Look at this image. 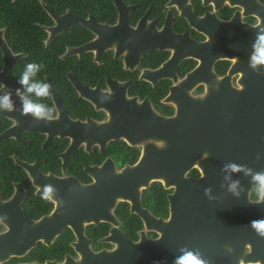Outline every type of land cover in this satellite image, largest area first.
Listing matches in <instances>:
<instances>
[{"label":"flooded vegetation","instance_id":"1","mask_svg":"<svg viewBox=\"0 0 264 264\" xmlns=\"http://www.w3.org/2000/svg\"><path fill=\"white\" fill-rule=\"evenodd\" d=\"M17 2L19 13L26 16L9 9L6 25H0V43L20 56L10 69L11 84L23 94L16 81L27 64H37L30 82L50 84V97L39 102L56 112L53 120L38 121L36 130L24 132L19 141L15 137L4 141L5 148L16 151L9 156L26 176L16 167L0 175V216L7 217L0 222V249L8 233L24 245L43 233L46 237L0 264L79 260L73 246L78 242L74 228L79 227L94 252L117 249L114 228L134 243L143 233L150 242L173 240L170 231L180 227L186 218L183 213L190 209L188 189L180 196L177 191H182V182L203 176L197 163L204 155L200 159L196 141H191L195 134H250L249 143L235 136L226 152L229 157L242 147L263 145L264 65L253 69L250 64L257 32L264 28V0H11L10 4ZM17 36L21 45L14 48L12 39ZM0 52L1 71L5 60ZM26 96L37 100L32 93ZM0 118L9 122L5 130L16 125L14 119ZM15 157L36 166L45 181L35 184ZM142 160L146 173L149 164H169L166 177L141 190V208L138 199L121 198L112 210L113 222L87 221L79 202L65 201L54 192L60 186L61 194L70 192L60 181L92 185L95 175L88 170L103 167L105 175L130 168L128 177L119 178L130 188L141 178L134 167ZM45 186L53 189L48 199ZM133 201L139 207L136 212ZM58 202L71 207H63L64 213L55 217ZM50 217V225L38 227ZM60 229L52 237L53 230ZM108 237L112 239L103 241ZM60 241L67 248L58 249ZM164 249L168 250L166 245Z\"/></svg>","mask_w":264,"mask_h":264},{"label":"water","instance_id":"2","mask_svg":"<svg viewBox=\"0 0 264 264\" xmlns=\"http://www.w3.org/2000/svg\"><path fill=\"white\" fill-rule=\"evenodd\" d=\"M0 49L5 60L4 67L0 71V84H6L12 88L14 97L11 96V100L15 107L20 109L21 101L11 84L10 76L12 63L19 60L20 56H14L5 42L0 43ZM1 92H7V89L2 87ZM19 109L11 112L0 111V117L11 118L16 122L15 126L0 133V143L12 137L19 141L24 132L36 130L38 121L31 115H22ZM182 136V142L185 143L186 134L184 133ZM235 136L239 137L241 143L251 142L249 140L251 135L243 132L238 135L230 133L228 137L232 138L231 141L227 135L218 133H197L194 140H191L196 141L194 143L197 144L200 159L204 155V160L197 163L203 176L194 181L182 182V191H177V196L183 195L185 192L190 194V204L188 205L190 209L187 211L188 213H183L186 218L183 219L180 227L170 231V239L173 240L166 241L163 238L166 243L164 240L150 242L143 233L141 240L134 243L126 234L114 228L111 230V234L118 239L116 241L117 249L112 252H94L91 248L92 242L83 235V228H74L78 242L73 246L81 258L74 260L67 257L64 264H174L175 259L183 255L181 249L198 253L205 264H264V237L258 236L250 226L253 219H264V204L255 205L251 203L250 199V190L256 182L255 177L264 173V163H261V159H264V140L263 145L257 143L254 147L253 145L242 147L237 154L226 156L228 147H233L231 144ZM15 160L16 164L26 170L35 184L45 181L42 178L44 176L36 171V166L21 162L16 157ZM167 165L169 164L163 162L149 164L150 173H146L144 172L145 161L142 160L138 166L134 167L140 172L141 178L139 177L138 181H133L130 188H127L122 180H119V178L130 175V168L121 173L111 172L108 175L102 173L104 167L94 168L88 170L92 175H95V183L92 185L82 186L76 180L60 181L63 182L60 185H65L70 192L63 191L65 195L63 196L59 192L62 189L60 185L61 189L54 192H58L56 196L65 201L79 202L85 209L84 214L87 221L113 222L112 210L116 207L117 202L121 198L138 199L141 208V190L148 188L151 182L166 177L164 169ZM232 165H236L239 170L233 171ZM49 179L55 180L53 177H49ZM233 184L236 185L235 190L230 191ZM184 189L188 190L184 192ZM205 189H208L207 193ZM133 203L132 209L136 212L135 209L138 211L139 207L135 206L134 201ZM173 206L175 205L173 204ZM57 207L59 209L53 215L55 217L64 211L63 207H71V204L58 202ZM66 212L68 215L72 214L70 210ZM138 213L145 218L146 214H142V211ZM147 216H149L148 213ZM172 217L175 218L174 210ZM51 220H53L51 217L48 220L44 219L38 223V227L40 228L41 224L50 225ZM61 232L62 229L53 230L52 237ZM44 237H46L45 233L24 245L18 243V238L13 240L8 233L2 237L0 263L6 261L11 255H19V253L22 255L36 246L37 239ZM111 239L112 237H108L103 241ZM44 241L48 245L51 244V240L45 239ZM165 245L168 248L166 251Z\"/></svg>","mask_w":264,"mask_h":264},{"label":"clouds","instance_id":"3","mask_svg":"<svg viewBox=\"0 0 264 264\" xmlns=\"http://www.w3.org/2000/svg\"><path fill=\"white\" fill-rule=\"evenodd\" d=\"M264 28L261 29L260 32H257V44L255 45L254 54L251 57V64L250 66L255 69L257 65H264ZM38 65L35 63H29L26 65L25 70L21 74L19 80L16 81L21 88L23 89V94L21 93V89H15L16 95L20 98L21 107L19 111L22 115H31L33 119L39 120H46L51 121L55 118L54 113L56 112L55 107H48L46 104L39 102L42 99H46L50 97V84L48 83H33L30 82L31 77L35 74ZM3 88L7 89L6 94L3 97H0V111H14L15 104L11 100V96L13 90L10 86L6 84L0 85ZM32 93L37 100L34 101L31 98H28L26 94ZM159 146L163 147L164 142H160ZM233 171H238L236 165H232ZM257 181V185H254L255 190V199L251 201V203L255 205L264 204V176L258 175L255 177ZM236 185L233 184L230 191L235 190ZM53 189L51 186H45V199H48L49 194L52 193ZM208 189H205L207 193ZM238 195V193H237ZM7 219L5 216H0V222H3ZM251 228L256 232V234L260 237H264V219H253L250 222ZM162 238V237H161ZM183 255L177 257L174 261V264H205V261L199 257L198 253H193L192 251H187L186 249H181Z\"/></svg>","mask_w":264,"mask_h":264},{"label":"trees","instance_id":"4","mask_svg":"<svg viewBox=\"0 0 264 264\" xmlns=\"http://www.w3.org/2000/svg\"><path fill=\"white\" fill-rule=\"evenodd\" d=\"M11 0L8 1V2H4L3 4L0 3V25H6V23L4 22L5 18L7 17V10L9 9H12L14 11V15H18L19 17L20 16H26L27 13H24V12H21L19 13V10H18V2L17 3H13V4H10ZM5 12H6V15H5ZM13 21V20H11ZM14 25H19L20 23H16L13 22ZM19 30H17L18 32ZM15 38V39H14ZM21 41H19V37H13L12 39V45L14 48L16 47H19L21 45L20 43ZM3 65V61H2V57H1V52H0V68L1 66ZM4 95L0 93V97H3ZM9 125V122L5 119V118H0V133L3 132ZM5 143H2L0 144V175L3 176L5 174V171L7 168L9 167H12V168H17L18 169V172L19 174H23V176H26V174L19 168L17 167L12 158L9 156L10 154L12 153H15L16 151L14 149H8V148H5ZM62 245H58L57 248L59 249L60 246L63 247V248H67V244H64L62 243L61 241L58 242ZM53 250V249H52ZM51 250V251H52ZM63 254V253H62Z\"/></svg>","mask_w":264,"mask_h":264}]
</instances>
